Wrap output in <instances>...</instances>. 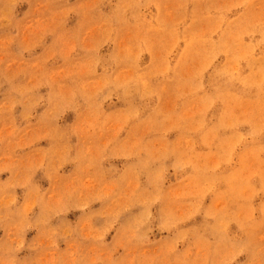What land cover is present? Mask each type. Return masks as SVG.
Listing matches in <instances>:
<instances>
[{
  "label": "rangeland",
  "instance_id": "obj_1",
  "mask_svg": "<svg viewBox=\"0 0 264 264\" xmlns=\"http://www.w3.org/2000/svg\"><path fill=\"white\" fill-rule=\"evenodd\" d=\"M0 264H264V0H0Z\"/></svg>",
  "mask_w": 264,
  "mask_h": 264
}]
</instances>
